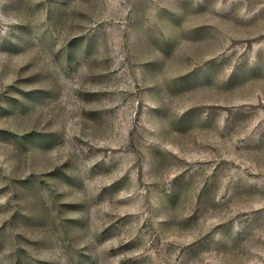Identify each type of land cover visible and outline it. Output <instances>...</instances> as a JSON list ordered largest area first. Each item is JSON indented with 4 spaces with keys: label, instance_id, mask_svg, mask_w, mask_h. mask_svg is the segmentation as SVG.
I'll return each mask as SVG.
<instances>
[{
    "label": "rangeland",
    "instance_id": "1",
    "mask_svg": "<svg viewBox=\"0 0 264 264\" xmlns=\"http://www.w3.org/2000/svg\"><path fill=\"white\" fill-rule=\"evenodd\" d=\"M0 264H264V0H0Z\"/></svg>",
    "mask_w": 264,
    "mask_h": 264
}]
</instances>
